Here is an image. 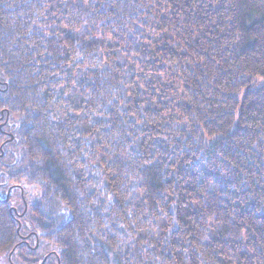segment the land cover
Segmentation results:
<instances>
[{"label": "trees", "instance_id": "obj_1", "mask_svg": "<svg viewBox=\"0 0 264 264\" xmlns=\"http://www.w3.org/2000/svg\"><path fill=\"white\" fill-rule=\"evenodd\" d=\"M259 75L264 0H0V259L264 264Z\"/></svg>", "mask_w": 264, "mask_h": 264}, {"label": "rangeland", "instance_id": "obj_2", "mask_svg": "<svg viewBox=\"0 0 264 264\" xmlns=\"http://www.w3.org/2000/svg\"><path fill=\"white\" fill-rule=\"evenodd\" d=\"M254 82L256 83V85L263 84L264 83V76L263 75L256 76ZM15 260H16V258H15ZM0 264H11V262L8 260L7 257L2 255V258L0 259Z\"/></svg>", "mask_w": 264, "mask_h": 264}, {"label": "water", "instance_id": "obj_3", "mask_svg": "<svg viewBox=\"0 0 264 264\" xmlns=\"http://www.w3.org/2000/svg\"><path fill=\"white\" fill-rule=\"evenodd\" d=\"M8 200H9V195L7 196V198L5 199V201H8ZM13 209H14V211L17 213V210H16V208H13ZM26 209H27V205H26ZM26 209H25V210H26ZM18 214H19V213H18ZM19 215H20V216H22L23 214H22V215H21V214H19Z\"/></svg>", "mask_w": 264, "mask_h": 264}]
</instances>
